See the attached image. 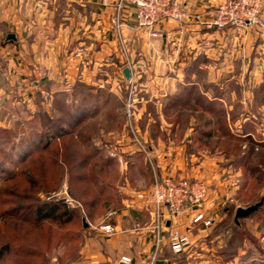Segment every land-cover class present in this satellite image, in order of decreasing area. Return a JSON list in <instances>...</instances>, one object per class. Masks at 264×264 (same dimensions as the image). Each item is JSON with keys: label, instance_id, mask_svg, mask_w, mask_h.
<instances>
[{"label": "rangeland", "instance_id": "1", "mask_svg": "<svg viewBox=\"0 0 264 264\" xmlns=\"http://www.w3.org/2000/svg\"><path fill=\"white\" fill-rule=\"evenodd\" d=\"M126 61L130 67L129 58ZM149 62L143 60L142 66H151ZM213 62L217 64L220 59ZM105 63H101L97 75L102 82L110 78L105 76ZM143 77L132 79L131 76L127 80L122 70H118L112 78L117 82L113 90L106 83L100 88L83 81L79 82L78 90H73L70 83L59 94L40 92L35 101L31 91L5 90L6 96L0 100V213L18 206L23 207L20 214L24 215L32 203L61 200L72 209V219L66 224L62 219H45L42 225L13 217L0 219V264H66L79 258V247L87 236L108 222V212L117 210L119 214L125 195L144 191L125 189L123 185L127 181L134 187L142 185L147 176L145 162L155 158L142 151L141 155L139 151L111 155L98 152L97 148L111 141L125 142L121 137L127 134L135 148L140 149L142 144L149 152L150 141L142 135L146 126L153 138L158 136L155 140L161 139L159 142L166 145L190 144L191 138L185 135L188 134L195 146L193 150L212 157L222 151L237 183L228 201L218 208L220 216L225 207L232 212L208 236L211 244L219 246L215 255L221 256L216 262L264 264V73L258 81L255 76H243V84L248 88L258 82L249 92L253 96L250 108L244 105L230 108L229 103L226 106L220 102L222 96L215 86L216 82L224 81V76L220 80L217 76V81L213 76L210 95L212 100L218 99L211 106L206 96V99L197 98L193 105L162 109L156 106L155 91L147 92L139 85ZM197 94L200 96L201 92ZM248 110L252 112L253 123L251 117L236 125L237 118ZM159 114L166 122H159ZM189 125L193 129L189 130ZM147 162L150 164L151 160ZM15 172L16 177L6 180ZM26 175L35 181L33 187L26 183ZM212 190L213 186L209 185V194ZM260 201L258 210L235 221L238 207ZM36 205L33 204V209ZM68 216L62 218L67 220ZM7 243L12 245L4 253ZM18 248L24 249V254ZM27 249L38 253L26 255ZM212 260H215L213 256Z\"/></svg>", "mask_w": 264, "mask_h": 264}, {"label": "crops", "instance_id": "2", "mask_svg": "<svg viewBox=\"0 0 264 264\" xmlns=\"http://www.w3.org/2000/svg\"><path fill=\"white\" fill-rule=\"evenodd\" d=\"M182 1L194 6L196 11H203L220 0ZM134 12L135 7L127 4L117 18L113 4L106 0H0V100L6 96L5 90L9 93L31 91L34 100L40 92L51 96L62 93L70 83L73 90H78L79 82L83 81L100 88L106 83L113 90L117 82L112 78L118 70L123 72L129 58L132 79L143 75L145 78L139 85L147 92L155 91L156 106L162 109L193 105L197 98L206 96L211 106L218 99L212 100L210 95L213 76L216 81L217 76L219 80L224 76V81L216 82L215 86L222 96L218 99L220 102L226 106L229 103L230 108L233 105L253 107L249 92L258 82L248 88L243 84V76H255L258 81L264 73V30L206 31L191 21L184 30L174 23L161 27L162 35L154 37L137 25ZM9 34H14L16 39H8ZM213 59L220 62L216 64ZM143 60H150L151 66L143 67ZM103 61L107 62L105 76L111 78L107 82L97 79ZM251 117L253 123L252 112H244L236 125ZM158 118L160 123L166 122L162 115ZM191 125L189 130L193 129ZM142 133L150 141L147 152L155 158H149L151 162L147 159L150 164L145 162L147 178H143L142 185L134 187L127 181L123 188L148 190L154 181L152 164L161 175L204 179L213 186L205 208L216 214L214 225L193 224L192 213L188 211L171 222L167 220V226L179 224L188 230L193 241L185 252L174 254L168 245L167 230L157 243V234L151 230L155 220L151 209L136 202L133 196L125 195L121 199L122 210L111 220L115 230L107 232L102 225L93 231L79 247V258L66 264H119L124 255L132 258V264H146L153 256L163 264H233L216 262L221 256L215 255L219 246L208 240L212 229L219 224L221 227L232 212L225 207L220 216L218 208L228 201L237 183L236 176L230 174L231 165L224 162L222 151L212 157L204 151L193 150L195 146L188 134L185 135L191 138L188 140L191 145H166L159 142L161 139L155 140L158 136L153 138L147 126ZM121 138L126 141L105 143L97 148L98 152L108 154L119 150L115 151L118 155L138 151L142 154L129 142L127 134ZM210 252L214 255H209Z\"/></svg>", "mask_w": 264, "mask_h": 264}, {"label": "built area", "instance_id": "3", "mask_svg": "<svg viewBox=\"0 0 264 264\" xmlns=\"http://www.w3.org/2000/svg\"><path fill=\"white\" fill-rule=\"evenodd\" d=\"M113 4L117 18L127 4L135 7L134 16L137 25L148 30L154 36L162 35L161 27L165 28L172 23L180 30L188 27L191 21L206 31H224L240 29L244 31L264 30V0H220L214 6L203 11H196L194 6L182 0H106ZM130 107V105H129ZM135 136L136 133L134 132ZM140 151L147 149L140 144ZM111 155H116L114 151ZM152 164V163H151ZM154 181L146 191H136L133 195L136 202H141L151 209L154 214L152 232L157 234V243L163 239V232L167 230V241L174 254H181L192 246V238L188 230H183L179 224H169L185 211L192 213L193 224L211 226L216 221V214L209 213L205 204L209 197V184L204 179L190 177H176L161 175L152 164ZM118 215L117 210L109 211L108 222L103 225L107 232L115 229L111 220ZM130 256L124 255L119 264H132ZM146 264H157L153 256Z\"/></svg>", "mask_w": 264, "mask_h": 264}, {"label": "trees", "instance_id": "4", "mask_svg": "<svg viewBox=\"0 0 264 264\" xmlns=\"http://www.w3.org/2000/svg\"><path fill=\"white\" fill-rule=\"evenodd\" d=\"M46 146H48V145H46ZM46 146H44V148ZM17 174H18L17 172L13 173L6 180H10V179L16 177ZM25 180H26V183H28L32 187L35 184L34 183L35 181L32 180V177L30 175H26ZM32 193L34 194V192H32ZM33 204H37L35 209H33ZM20 208H23V207L17 206V207H13L10 210H3L0 213V219H4L7 217H13V218H19V219H21V221H23L25 223L29 222L31 220L32 222L36 223V225H42L44 223L43 221L45 219H57V220L62 219L63 223H65V224L68 221H71V219H72V214H71L72 209H70L69 206H67L66 202L61 201V200H52V201L51 200H49V201L48 200L47 201H41L40 200L39 202L32 203L26 207L27 209H25V210L27 211V213H25L24 215L20 214ZM28 211H30V213ZM67 214H69V216L67 217V220H64L62 217H64V215H67ZM11 245H12L11 243H7L5 245L4 253L6 251L10 250ZM20 249L21 248H18L17 250L22 251V254H24L23 253L24 249H21V250ZM25 251H26V255H31V256L32 255L35 256L38 253V252L34 251L33 249H30V250L27 249ZM258 264H260V263H258Z\"/></svg>", "mask_w": 264, "mask_h": 264}, {"label": "water", "instance_id": "5", "mask_svg": "<svg viewBox=\"0 0 264 264\" xmlns=\"http://www.w3.org/2000/svg\"><path fill=\"white\" fill-rule=\"evenodd\" d=\"M8 39L15 40L16 36L14 34H9L8 35ZM123 73H124L126 79L129 80L130 76H131L130 68L129 67H125L124 70H123ZM261 204H262V201L254 203V204H251L248 207H238L236 209V212H235V221L238 222L240 218H245V217L250 216L256 210H258V208L261 206ZM83 222H84V227H87L88 224L85 222V219H83ZM157 264H163V262L162 261H158Z\"/></svg>", "mask_w": 264, "mask_h": 264}]
</instances>
